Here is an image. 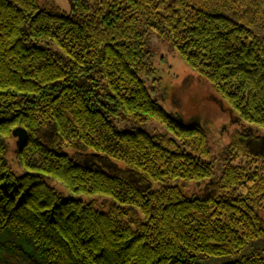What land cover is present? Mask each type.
<instances>
[{"label": "trees", "instance_id": "16d2710c", "mask_svg": "<svg viewBox=\"0 0 264 264\" xmlns=\"http://www.w3.org/2000/svg\"><path fill=\"white\" fill-rule=\"evenodd\" d=\"M70 3L0 0V264H264L260 137L237 131L216 176L205 127L148 85L156 33L264 130V0ZM153 118L169 133L142 127ZM18 126L19 173L6 157Z\"/></svg>", "mask_w": 264, "mask_h": 264}, {"label": "rangeland", "instance_id": "374dc122", "mask_svg": "<svg viewBox=\"0 0 264 264\" xmlns=\"http://www.w3.org/2000/svg\"><path fill=\"white\" fill-rule=\"evenodd\" d=\"M41 1H54L64 11L70 12L71 10L70 0ZM149 47L153 54L152 62L156 70V81L154 83L151 81L152 84L149 82L148 85L150 89L151 87L155 88L157 93H153L155 99L161 103L167 112L175 115V118L180 123L184 125L195 124L205 127L206 131L209 133L208 139L213 155L212 162L215 167L216 176H219L222 171L224 150L230 144L232 136L237 131L252 132L256 134L257 137L259 136L260 138L251 137L249 141L254 152L257 153L262 151L264 145V130L250 126L248 123L241 121L238 113L232 108L227 99L215 90L210 81L193 69L182 58L180 53L172 46L171 42L160 37L156 33H151ZM116 122L122 129L135 127L131 125V123L123 120L122 122ZM142 127L151 133H169L165 125L155 118ZM17 128L23 127L18 126L14 128L12 136L6 139L8 145L6 157L13 169L19 173L22 169L18 163V137L14 135V131ZM27 133L29 135L28 131ZM240 160L242 159L239 158L238 161ZM93 161L109 172L118 168L127 169L126 165L122 162H112L99 156H95ZM133 178L139 180L136 176ZM178 183L185 186V190L190 193L207 192L203 190L201 184H187V182L183 180H180ZM51 184L58 190L68 194L67 190H65L61 184L55 181H51ZM262 215L264 217V211H262ZM263 245L264 239H262L261 246ZM210 264H215V262H211Z\"/></svg>", "mask_w": 264, "mask_h": 264}, {"label": "water", "instance_id": "95a60500", "mask_svg": "<svg viewBox=\"0 0 264 264\" xmlns=\"http://www.w3.org/2000/svg\"><path fill=\"white\" fill-rule=\"evenodd\" d=\"M14 135L16 137H18V142H17L18 149H17V151H20L26 145V143L28 141V133L23 128H17L14 131Z\"/></svg>", "mask_w": 264, "mask_h": 264}]
</instances>
